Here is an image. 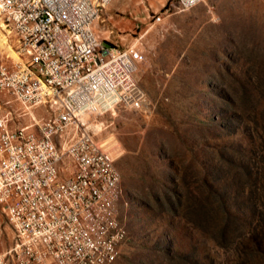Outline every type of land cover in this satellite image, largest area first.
<instances>
[{
	"label": "rangeland",
	"instance_id": "obj_1",
	"mask_svg": "<svg viewBox=\"0 0 264 264\" xmlns=\"http://www.w3.org/2000/svg\"><path fill=\"white\" fill-rule=\"evenodd\" d=\"M171 5L113 0L95 24L105 43L142 52L148 96L89 119L123 153L129 236L114 264H264V0ZM18 47L0 17V66L21 61ZM0 105L27 110L2 92ZM27 112L23 126L47 116ZM11 245L0 212V253Z\"/></svg>",
	"mask_w": 264,
	"mask_h": 264
},
{
	"label": "built area",
	"instance_id": "obj_2",
	"mask_svg": "<svg viewBox=\"0 0 264 264\" xmlns=\"http://www.w3.org/2000/svg\"><path fill=\"white\" fill-rule=\"evenodd\" d=\"M113 0H0L20 62L0 66V212L12 245L0 264H114L128 240L116 143L91 117L148 103L142 52L114 47L95 30ZM183 12L206 0H172ZM44 108L47 116L21 119Z\"/></svg>",
	"mask_w": 264,
	"mask_h": 264
}]
</instances>
